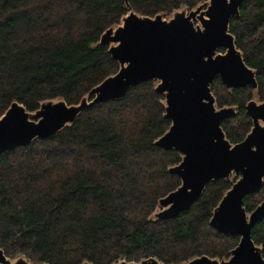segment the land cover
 Instances as JSON below:
<instances>
[{
	"label": "trees",
	"instance_id": "trees-1",
	"mask_svg": "<svg viewBox=\"0 0 264 264\" xmlns=\"http://www.w3.org/2000/svg\"><path fill=\"white\" fill-rule=\"evenodd\" d=\"M207 0H0V117L12 102L35 111L62 98L78 104L120 64L101 36L130 10L171 15ZM230 31L258 88L228 89L218 75L212 90L219 107L238 106L223 120L239 143L253 121L246 111L264 100V0H243ZM157 82L131 88L122 100L98 103L46 139L0 153V245L10 258L33 263L114 264L155 257L182 264L202 255L229 258L240 236L210 221L237 177L208 184L192 207L172 219H151L159 200L181 185L170 167L176 150L156 144L170 127ZM264 201V185L245 197L248 211ZM263 246L264 217L252 229Z\"/></svg>",
	"mask_w": 264,
	"mask_h": 264
},
{
	"label": "water",
	"instance_id": "water-1",
	"mask_svg": "<svg viewBox=\"0 0 264 264\" xmlns=\"http://www.w3.org/2000/svg\"><path fill=\"white\" fill-rule=\"evenodd\" d=\"M242 3L207 0L193 9H177L168 18L163 13L152 17L130 10L101 36V43L109 46L120 64L118 72L78 104L56 98L29 111L12 102L0 117V153L49 138L91 106L122 100L131 88L154 80L157 92L165 95V117L171 121L156 144L179 151L182 160L169 169L181 178V185L159 200L151 219L177 217L200 199L210 182L232 180L234 175L237 179L215 207L210 223L221 233L239 235L238 245L229 258L202 255L182 264H264L263 246L252 236L253 227L264 217V201L252 211L245 206V197L264 185V100L256 97L247 103L253 126L243 141L232 143L222 122L236 116L238 106L219 107L211 87L219 75L228 89L258 88L257 72L246 63L230 31ZM0 264L35 263L24 255L10 258L0 245ZM114 264L166 263L150 257Z\"/></svg>",
	"mask_w": 264,
	"mask_h": 264
},
{
	"label": "rangeland",
	"instance_id": "rangeland-1",
	"mask_svg": "<svg viewBox=\"0 0 264 264\" xmlns=\"http://www.w3.org/2000/svg\"><path fill=\"white\" fill-rule=\"evenodd\" d=\"M171 15H167L166 17L168 18V17H170ZM256 100H258V98H256ZM259 101V100H258ZM235 176L234 175H232V179L234 178Z\"/></svg>",
	"mask_w": 264,
	"mask_h": 264
},
{
	"label": "flooded vegetation",
	"instance_id": "flooded-vegetation-1",
	"mask_svg": "<svg viewBox=\"0 0 264 264\" xmlns=\"http://www.w3.org/2000/svg\"><path fill=\"white\" fill-rule=\"evenodd\" d=\"M223 51V49H221Z\"/></svg>",
	"mask_w": 264,
	"mask_h": 264
}]
</instances>
